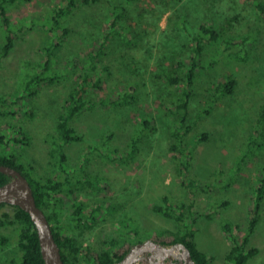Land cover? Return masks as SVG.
<instances>
[{"label": "rangeland", "instance_id": "1", "mask_svg": "<svg viewBox=\"0 0 264 264\" xmlns=\"http://www.w3.org/2000/svg\"><path fill=\"white\" fill-rule=\"evenodd\" d=\"M120 1L78 4L70 15L62 18L58 28L51 25L54 10L64 8L67 0H22L10 9L4 5L9 23L6 30L0 16V98L8 96L10 102L16 101L18 93L39 73L47 59L43 45L60 44L53 57L55 81L31 87L36 94L15 105L20 112L0 116V136L6 138L4 141L19 139L18 127L28 134L24 140L27 145L20 146L12 140L9 151L20 153L24 163L34 166L40 175H46L51 168L49 139L56 133L60 105L81 82V73L87 66L83 61L73 65V59H83L98 47L107 30L110 6ZM252 1L183 0L175 12L168 11L159 20L154 12L157 7L151 0H141L136 9L130 8L134 31L125 34L134 47L117 40L108 45L106 55L97 64V73L89 75L86 106L71 123L82 141L62 147L72 168L80 166L88 155L87 171L99 178L102 189L81 195L78 200L97 203L104 198L111 207L98 216L84 245L100 248L101 241L114 238L128 241L133 248L139 244V237L145 241L163 229L176 230L173 220L152 211V205H163L161 199L166 196L171 202L192 204L186 217L198 249L214 258L211 264H225L231 240L222 227L230 223L236 228L235 235L245 234L259 178L263 176L264 148L254 151L247 144L264 103V18L249 4ZM234 17L238 21L229 27L227 21ZM183 18L186 29L176 27ZM202 23H211L216 29L224 27L227 36L251 35L245 45L250 54L240 61L228 57L221 47H208L197 61L186 120L192 127L185 138L190 153L185 152V158H181L182 163L190 159L187 177L194 186L188 193L181 185L180 166L168 149L177 117L162 108V102L167 98L172 101L180 88H170L163 78L156 76H162L173 62L182 60L190 67L193 44L189 43V37ZM7 35L12 47L6 56H1ZM140 56L144 57L142 62ZM52 74L46 71L43 75ZM227 74L235 78L233 92L197 121L208 92L224 81ZM99 76L101 88L91 87ZM134 86L135 90L130 89ZM128 92L133 94L130 103L118 100L115 106L103 104L109 99H121ZM15 107L4 109L11 111ZM29 108L33 109L32 119L22 116ZM144 118L154 123L155 128L148 133L141 128ZM202 135L205 138L200 139ZM131 140L137 141V151L132 156L134 161L125 166L117 158L131 152ZM247 147L253 152L247 154ZM55 150L59 152L60 148L56 146ZM245 155L249 156L243 158ZM237 161L243 163L240 170ZM198 183L208 185L210 192H199L195 187ZM222 202L227 204L221 206ZM70 204L65 199V205ZM259 212L258 225L250 239L259 253L247 264H264V193ZM210 213L209 219L206 215ZM1 234L9 241L0 248V264L11 259L20 261L14 228L0 229Z\"/></svg>", "mask_w": 264, "mask_h": 264}, {"label": "trees", "instance_id": "2", "mask_svg": "<svg viewBox=\"0 0 264 264\" xmlns=\"http://www.w3.org/2000/svg\"><path fill=\"white\" fill-rule=\"evenodd\" d=\"M17 1L22 0H0V16L3 24L6 26V30H8L7 25L9 21L5 16L6 10L4 5L6 7L8 6L7 8L10 9L15 6ZM99 1L100 0H67L64 8L54 10L51 25L58 28L62 18L70 15L78 4L88 5ZM140 1L141 0H121L120 2L111 4L107 30L102 34L98 47L94 51L87 53L83 59H73V65H78L83 61L87 66L81 73V82L77 83L76 86L71 89L60 105L56 133L49 139V141H51V148L48 153L50 157L49 165L51 168L46 175L38 174L34 166L24 163L20 153L9 151V143L13 139L10 140L7 138V140L4 141L6 138L0 136V164L18 170L28 180L32 188L36 205L43 211L51 226L54 240L60 249L64 264H115L124 258L132 246L124 239L117 240L114 238L101 241L100 248L92 247L90 244L84 245L85 241L88 239V233L93 229V225L97 221L98 216L102 214L103 210H109L111 207L107 205L104 198H100L97 203H88L78 200L81 195L88 196L89 193H94L102 189L99 187V178L87 171L90 162L88 155H86L85 160L80 166L72 168L66 161V155L62 151V147L82 141V138L77 134L71 123L86 106L84 103V96L88 94L86 89L88 87L89 75L97 73V64L106 55L108 45L111 41L117 40L124 42L130 47H134V43L132 44L128 39L125 31H134V23L130 16V8H135L136 4L138 5ZM151 2L152 5L157 7L154 12L158 13L157 17L159 20L160 17L168 11H176L183 0H151ZM249 4L258 11L260 17L264 18V0H253ZM237 21V17L230 18L227 24L229 27H232V23ZM177 26L186 29V19L183 18L182 23H176V27ZM64 31L66 30L64 29ZM249 40H251V35L239 37H234L233 35L227 36L224 27L216 29L211 23L199 24L197 30L189 37V43L193 44L191 49L193 55L190 67H186L182 60L173 62L163 72L162 76H156L157 79L163 78L170 88H180V92L175 93V97L172 101L170 98H167L162 102V108L177 117L176 125L170 136L172 143L169 145L168 149L173 161L180 166L179 173L182 175L181 185L188 193H191L189 188L194 186V184H192L193 182L191 180L189 181L187 177L190 159L183 163L181 160L185 158V152H189L187 151L189 143L188 141L185 142V138L187 135L189 136L192 127L187 125L186 120L189 115V105L193 95V85L195 81L194 70L197 66V61L202 56L205 48L208 47H221L222 52L228 57L244 61L250 54L245 50V45ZM11 47L12 40L10 36L7 35L6 44L2 49L1 56H6L11 50ZM59 47L60 44H52L49 47L43 45L47 59L42 65L41 70L35 77L27 81L28 83L25 85L26 88L18 93L16 101L10 102L8 96L0 98V116L7 117L8 115H16L20 112L21 109L16 108L15 105L24 98L28 99L36 94V91H32L31 87H38L43 83L52 84L55 81L57 75L55 74L53 66V57L58 52ZM234 49L239 50L235 51ZM140 59V62H142L144 57L140 56ZM103 70L107 71V68L104 67ZM46 71L53 72L52 76H44L43 74ZM101 82V77L99 76L91 87L100 89ZM235 86V78L230 74L225 76L224 81L218 82L213 89L208 92V98L207 100L205 99L206 105L201 107L197 121L209 114L214 109V105L221 101L225 95L232 93ZM135 88L136 86L130 87V89L133 90H135ZM132 96L133 94L128 92L124 97H121V99L118 97L116 99H109L107 102L104 101L103 104L105 106H115L118 105V100L130 103L132 101L129 99H132ZM10 106H14L15 108L11 111L4 109ZM22 116L32 119L33 109L29 108L22 112ZM153 124L151 120L144 118L141 122V128H143L144 132L148 133L155 128ZM18 129L22 137L20 136L19 139H14L13 142L20 146H25L27 144L24 143V140L28 139V134L23 132L21 127H18ZM202 138H205V135H202L200 139ZM129 144L131 152L117 158V161L125 166H127L129 162L134 161L132 156L134 152L137 151V141L131 140ZM247 144L249 148H251V150L254 149V151L264 148V103L259 108L253 130L247 139ZM54 146L55 148L56 146L60 148L59 152L55 150ZM249 148L247 154L253 152ZM246 156L249 155H245L243 158ZM236 164L238 170H240L243 163L237 161ZM262 171L263 176L259 178V185L256 188V202L254 203L253 210L250 212L245 234L243 236L235 235L234 230L236 228L230 223L224 224L222 227L223 232L228 235L231 240V246L228 248L227 254L224 257L225 264H247L250 259L259 253L256 247L251 246L250 239L255 232L260 218L259 211L262 194L264 193V165ZM9 179L8 176L0 173V186L8 182ZM195 187L200 190L199 192H210L208 190L210 189L208 185L203 186L198 183L195 184ZM65 199L71 201L69 206L65 205ZM161 201L163 205L153 204L152 211L173 220L177 225V229H163L158 231L151 237V240L168 247L177 243H182L188 248L195 264H211L214 258L198 249L194 238V230L186 217V212H191L190 209L192 204L188 202H171L166 196L162 197ZM226 204V202H222L221 206ZM211 214L212 213L207 214V218L210 219ZM66 219L72 222L71 225L64 221ZM8 227L14 228L16 247L21 254V258L20 261L17 259L7 260L5 264H44L40 253L37 234L29 215L17 206L0 203V229H6ZM17 229L18 232L16 231ZM131 232L137 234L135 230H131ZM141 238L143 237H139L138 243L144 241V238ZM8 241L9 238L1 234L0 248L6 246Z\"/></svg>", "mask_w": 264, "mask_h": 264}, {"label": "water", "instance_id": "3", "mask_svg": "<svg viewBox=\"0 0 264 264\" xmlns=\"http://www.w3.org/2000/svg\"><path fill=\"white\" fill-rule=\"evenodd\" d=\"M0 173L10 178L8 182L0 186V203L17 206L29 215L37 234L44 264H64L51 226L43 211L37 207L28 180L18 170L1 164ZM141 262L147 264H195L184 244L177 243L168 247L151 239L136 244L121 261L115 264H139Z\"/></svg>", "mask_w": 264, "mask_h": 264}, {"label": "flooded vegetation", "instance_id": "4", "mask_svg": "<svg viewBox=\"0 0 264 264\" xmlns=\"http://www.w3.org/2000/svg\"><path fill=\"white\" fill-rule=\"evenodd\" d=\"M144 263H146V262H144Z\"/></svg>", "mask_w": 264, "mask_h": 264}]
</instances>
